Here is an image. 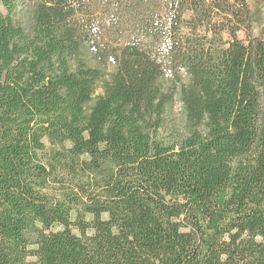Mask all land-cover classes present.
Here are the masks:
<instances>
[{"label": "trees", "instance_id": "obj_1", "mask_svg": "<svg viewBox=\"0 0 264 264\" xmlns=\"http://www.w3.org/2000/svg\"><path fill=\"white\" fill-rule=\"evenodd\" d=\"M254 1L0 0V264H264Z\"/></svg>", "mask_w": 264, "mask_h": 264}, {"label": "rangeland", "instance_id": "obj_2", "mask_svg": "<svg viewBox=\"0 0 264 264\" xmlns=\"http://www.w3.org/2000/svg\"><path fill=\"white\" fill-rule=\"evenodd\" d=\"M251 8H255L254 0H247ZM21 22L26 28L29 25V19L27 14H23L21 17ZM258 32V29L255 30ZM184 127V114L181 102L177 99L172 108L168 111L163 126L159 133V139L166 143H174L179 138Z\"/></svg>", "mask_w": 264, "mask_h": 264}]
</instances>
